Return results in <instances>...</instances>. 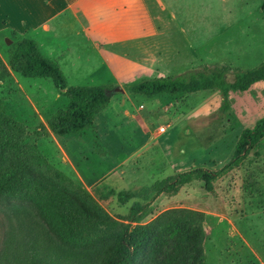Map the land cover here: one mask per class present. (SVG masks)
<instances>
[{"label": "rangeland", "instance_id": "1", "mask_svg": "<svg viewBox=\"0 0 264 264\" xmlns=\"http://www.w3.org/2000/svg\"><path fill=\"white\" fill-rule=\"evenodd\" d=\"M210 3L212 8L221 7V11L212 10L217 19L218 14L223 20L235 19L238 14H246V17L238 26H211L209 31L206 27L183 26L187 28L184 36H191L198 45L208 39L209 33L215 36L209 64L228 63L242 69L262 64L264 11L258 9H264V0H211ZM189 13L182 11L183 17ZM194 31H198L196 37ZM7 39L11 43L14 41L9 32L0 33V100L10 114L27 124L28 141L38 144L50 162L62 169L57 155V150L61 149L53 134L38 136L36 131L47 124L54 111L67 105L68 98L51 78H29L13 71L10 67L11 43ZM218 45L222 46L219 50L216 49ZM74 63L77 64L76 57L60 59L69 85L105 84L97 79L104 75L103 71L89 74L86 72L91 67L87 64H81L84 67L79 64L77 70ZM235 74V70L231 71L228 80L234 81ZM127 93L133 98L103 114L101 129L95 120L80 134L59 137L63 144L76 141L70 149L74 161L68 162L76 170H72L73 176L64 171L79 183L80 178L87 182L82 185L104 210L78 198L83 206L97 216L106 212L127 222L135 204H148L140 223L158 217L166 222L169 217L165 214L175 209L199 212L205 232L204 264H264V155L258 157L250 153L240 168L219 177L214 183L216 196L204 192L195 183L184 185L171 194L157 195L154 189L157 180L194 167L222 168L231 159L242 131L264 116V81L255 83L247 91H231L226 97V107L219 90L154 96ZM113 95L123 97L121 91H114ZM140 102L145 104V111L139 112ZM145 126L149 129L146 134ZM161 126H165L166 131L159 132ZM261 147L264 151V141ZM123 190L132 191L134 197L121 202L118 193ZM22 210L39 217L32 202L0 196V255L5 246L12 247V254H15L17 244L29 242L20 228L27 221L26 216L18 213ZM51 235L59 241L52 231ZM113 242L99 244L86 252L93 261L101 260ZM144 264L159 263L146 261Z\"/></svg>", "mask_w": 264, "mask_h": 264}, {"label": "trees", "instance_id": "2", "mask_svg": "<svg viewBox=\"0 0 264 264\" xmlns=\"http://www.w3.org/2000/svg\"><path fill=\"white\" fill-rule=\"evenodd\" d=\"M13 36L9 45L10 67L29 78H51L68 98L36 131L47 136L77 135L92 126L97 115L107 108L116 86L69 85L60 63L47 56L37 39L12 29H3ZM236 71L234 81L228 80ZM264 81V62L257 67L242 69L228 63H203L184 72L145 78L127 85L132 94H181L202 90H219L226 97L231 91H247ZM27 124L7 111L0 100V196L32 202L37 217L28 210L19 211L27 217L21 224L28 243L17 244L16 253L5 246L0 264H204L205 232L199 212L175 209L167 212L166 222L158 217L140 223L148 204H135L125 222L109 213L97 216L87 210L78 198L103 208L91 192L64 170L50 162L38 144L28 141ZM264 116L240 134L231 159L220 169L194 167L157 180V195L176 193L184 185L195 183L216 196L215 181L240 168L248 154L264 155ZM132 191H120L118 198L126 202ZM104 210V209H102ZM51 231L58 238L53 239ZM114 240L106 257L93 261L86 250ZM11 249V250H10ZM78 249H82L79 251Z\"/></svg>", "mask_w": 264, "mask_h": 264}, {"label": "crops", "instance_id": "3", "mask_svg": "<svg viewBox=\"0 0 264 264\" xmlns=\"http://www.w3.org/2000/svg\"><path fill=\"white\" fill-rule=\"evenodd\" d=\"M210 2L211 0H0V31L8 28L32 36L38 40L43 52L59 63L62 58L66 60L76 57L77 64L74 63L73 66L77 70L80 62L84 61L81 64L91 67L86 73L104 72V75L97 76L100 83L129 85L150 75L176 74L204 62L209 64L208 59L213 53L211 44L215 41V36L208 32L209 37L203 44H194L191 36H184V29L187 28L183 26L206 27L205 30L209 31L211 26H238L246 17V14H238L235 19L223 20L218 14L217 19L213 16L212 10L215 8H212ZM183 10L190 11L189 15L183 17ZM258 10L264 11L263 7ZM214 11H221V7ZM229 11L232 13L231 8ZM197 32L194 31L195 37ZM221 48L218 45L216 49ZM93 58L96 59L95 62L92 61ZM123 89V97L113 95L109 106L97 115L95 120L100 129L104 122L103 114L114 111L115 107L123 106V102L133 98L127 93L126 87ZM145 110V104L140 102L139 112ZM125 112L131 115L128 110ZM140 121L145 125L144 120ZM145 128L143 131L146 134L149 129L147 126ZM50 133L61 149L60 152L57 150L58 162L62 163L63 170L73 176L72 170H76V167L69 166L74 161L70 149L71 144L76 141H66L63 144L59 141V135L52 131ZM80 180L81 184L85 182L82 178Z\"/></svg>", "mask_w": 264, "mask_h": 264}, {"label": "water", "instance_id": "4", "mask_svg": "<svg viewBox=\"0 0 264 264\" xmlns=\"http://www.w3.org/2000/svg\"><path fill=\"white\" fill-rule=\"evenodd\" d=\"M8 43H11V40L10 39H7ZM124 89L123 88H120V87H116L114 89V91H123Z\"/></svg>", "mask_w": 264, "mask_h": 264}, {"label": "built area", "instance_id": "5", "mask_svg": "<svg viewBox=\"0 0 264 264\" xmlns=\"http://www.w3.org/2000/svg\"><path fill=\"white\" fill-rule=\"evenodd\" d=\"M142 108H143V107H142ZM160 131H161V132L166 131V127H165V126H161V127H160Z\"/></svg>", "mask_w": 264, "mask_h": 264}]
</instances>
